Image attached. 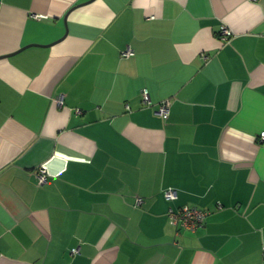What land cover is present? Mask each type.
<instances>
[{"label": "crops", "instance_id": "obj_1", "mask_svg": "<svg viewBox=\"0 0 264 264\" xmlns=\"http://www.w3.org/2000/svg\"><path fill=\"white\" fill-rule=\"evenodd\" d=\"M262 132L264 0H0V264H264Z\"/></svg>", "mask_w": 264, "mask_h": 264}, {"label": "built area", "instance_id": "obj_2", "mask_svg": "<svg viewBox=\"0 0 264 264\" xmlns=\"http://www.w3.org/2000/svg\"><path fill=\"white\" fill-rule=\"evenodd\" d=\"M231 34L230 30L224 29V35L228 37ZM133 50L128 49L123 53L124 56L128 57L133 54ZM143 98L146 105H151V98L149 91L147 89L143 90ZM59 105L63 104L62 98L57 99ZM172 100L166 99L159 104L157 113L167 119L171 113ZM261 139L264 141V132L261 133ZM48 172L46 168H41L39 170L38 180L40 184H45L47 182ZM164 196L168 201H175L178 198V190L175 188H167L164 190ZM144 203V199L141 197L136 198L135 206H141ZM210 211L202 209L194 205H185L180 209L176 210L173 207L169 210L170 223L174 226L185 228L187 230L195 231L198 228L205 225ZM76 251V250H75ZM2 254L0 252V258Z\"/></svg>", "mask_w": 264, "mask_h": 264}]
</instances>
